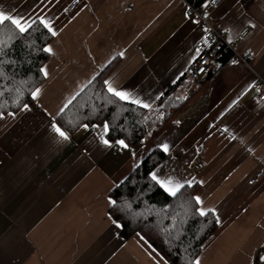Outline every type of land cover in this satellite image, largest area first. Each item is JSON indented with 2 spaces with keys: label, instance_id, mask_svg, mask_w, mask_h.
<instances>
[{
  "label": "crops",
  "instance_id": "1",
  "mask_svg": "<svg viewBox=\"0 0 264 264\" xmlns=\"http://www.w3.org/2000/svg\"><path fill=\"white\" fill-rule=\"evenodd\" d=\"M0 11L43 15L57 32L39 99L0 119V264H169L142 236L125 240L108 203L160 143L170 146L162 173L198 185L196 196L219 219L200 264H256L264 249V103L253 84L264 78V0H222L211 11L237 50H252V67L225 61L156 134L128 149L116 140L106 147L102 127L65 141L52 126L114 60L107 80L153 108L188 72L204 34L185 2L0 0ZM244 28L251 33L238 40Z\"/></svg>",
  "mask_w": 264,
  "mask_h": 264
},
{
  "label": "trees",
  "instance_id": "2",
  "mask_svg": "<svg viewBox=\"0 0 264 264\" xmlns=\"http://www.w3.org/2000/svg\"><path fill=\"white\" fill-rule=\"evenodd\" d=\"M200 8L205 0H187ZM11 38V39H9ZM54 36L37 21L23 36L13 25L0 27V113H17L23 104L32 105L31 92L45 80L39 69L50 54L42 51ZM220 62L230 53L221 49ZM117 60L110 63L57 117V124L72 136L82 128L107 122L110 141L125 140L135 146L156 134L187 103L186 90L191 77L184 74L150 109L119 101L107 92L104 81L114 72ZM19 104H17L18 92ZM151 133V135H149ZM165 159L156 149L147 156L120 185L110 193L117 201L110 209L120 223L125 240L142 236L169 264H195L206 243L217 233L216 216L209 212L201 217L195 209L199 186L185 187L177 198L169 197L151 182L148 173ZM264 251L261 250L260 254Z\"/></svg>",
  "mask_w": 264,
  "mask_h": 264
},
{
  "label": "snow or ice",
  "instance_id": "3",
  "mask_svg": "<svg viewBox=\"0 0 264 264\" xmlns=\"http://www.w3.org/2000/svg\"><path fill=\"white\" fill-rule=\"evenodd\" d=\"M237 2H239V0H237ZM216 0H205V3L202 5L206 10L209 8L210 4H215ZM187 15V13H186ZM38 21L41 25H43V27L49 32L51 33L52 36H56L57 32L54 29L52 22L49 21L48 19H46L43 15L39 16ZM195 23L199 24L200 21L196 20L194 21ZM37 23L36 19H26L24 17H20V16H13L10 14H7L4 11H0V27H7L8 24L13 25L15 27V29L18 31V34L23 36L24 34L28 33L29 30L32 29L33 25ZM251 27H255V25H250ZM205 32L208 31V29H204ZM11 39V38H9ZM205 44H207V40L204 41ZM42 51L48 54H54L53 53V49L51 46H45L42 48ZM200 50L197 49L196 50V56L199 57L200 56ZM122 55V54H121ZM205 63H207V61H205ZM233 64L237 63V61L233 60L232 61ZM219 66V65H218ZM200 72H203L204 69L200 68L199 69ZM39 72L45 77H48V71L46 67H41L39 69ZM104 84L107 87V92L113 96L116 97L119 101H123L126 103H130V104H135V105H139L140 107L143 108H149L150 105L148 104H144L141 100H139L138 98H136L134 95H132L131 93H129L128 91L125 90H118L116 87L113 86V83L111 81L105 80ZM18 92V99H17V104H19V95H22V93H20V90H17ZM41 88H35L32 92H31V97L33 100H38L40 95H41ZM72 99H75V97H73ZM72 100L70 99L68 101V104H71ZM68 105L66 104L64 107L66 108ZM29 106L27 103L23 104V110H28ZM63 108L61 109V112H63ZM9 116H14V113H8ZM3 118V113H0V119ZM54 131L59 135V137H61L63 140L67 141L69 139L68 134L63 131L60 127H57L56 125L52 126ZM82 127L85 130H88L89 128V124H83ZM93 127L95 128H103V132L100 136L101 142L106 146V147H112V142L109 139V135H110V126L107 122H105L102 126L101 125H93ZM149 135H151V133H149ZM116 145H119V147L121 149H128L129 148V144L125 142V140L121 139V140H116L115 141ZM158 148L162 151V153H164L165 155H170V146L167 143H160L157 145ZM133 156H136V153L133 152L132 153ZM137 168L139 167V164L135 165ZM162 169L163 166L158 167L157 169L150 171L148 173L151 182H153V184L155 186H158L161 190H163L164 193H166L169 197L172 198H177L178 195L182 194V190L187 186V187H192L193 182L189 181V180H181V179H177L175 177L174 172H170L168 174H163L162 173ZM195 203L197 205H200V207H197L195 209V211L201 216H207L209 214V212L215 214V209H208L207 211L205 210V208L203 207V201L201 200V198L199 196L193 197L192 198ZM108 203L112 206H116L117 205V201L112 199L111 197H109L108 199ZM217 222H219V219L217 218ZM113 223H116V221H113ZM117 227H121L122 225L120 224H116ZM261 261H264V256H260L259 254H257L256 257V264H260ZM195 264H200L199 260L195 261Z\"/></svg>",
  "mask_w": 264,
  "mask_h": 264
},
{
  "label": "built area",
  "instance_id": "4",
  "mask_svg": "<svg viewBox=\"0 0 264 264\" xmlns=\"http://www.w3.org/2000/svg\"><path fill=\"white\" fill-rule=\"evenodd\" d=\"M190 8L192 15L199 20L203 28L208 29L207 32L204 31L203 37L196 46V50H200V56L195 58V60L190 64L188 68V74L191 77V84L186 90V95L192 97L196 92L200 91L204 85L214 76L218 75L223 69L224 63L220 62L221 57L219 51L224 49L230 53V57L227 62L231 64L233 60L237 61L238 64H244L251 68L252 60L254 54L252 50L239 51L236 49L235 45L230 42L225 32L217 25L212 23L211 20V11L216 9L222 2V0H216L215 4H210L209 8L199 9L191 5L187 0H182ZM77 5L75 3L72 8ZM251 33L249 28L242 29L238 36V40L246 39ZM207 40V44H205ZM207 61V63H205ZM219 65V66H218ZM203 68L204 71L200 72L199 69ZM253 89L257 93L258 99L260 102L264 103V78L259 74L256 75V80L253 84ZM200 105H204L205 98L200 100ZM263 175V172H257L250 180L251 184H255Z\"/></svg>",
  "mask_w": 264,
  "mask_h": 264
},
{
  "label": "bare ground",
  "instance_id": "5",
  "mask_svg": "<svg viewBox=\"0 0 264 264\" xmlns=\"http://www.w3.org/2000/svg\"><path fill=\"white\" fill-rule=\"evenodd\" d=\"M198 111V110H197ZM191 112V111H190ZM186 113L184 112L182 115H185Z\"/></svg>",
  "mask_w": 264,
  "mask_h": 264
}]
</instances>
